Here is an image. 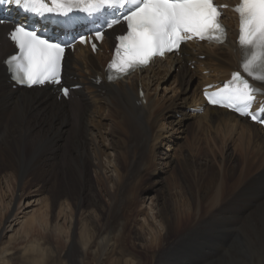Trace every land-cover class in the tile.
<instances>
[{
  "label": "bare ground",
  "instance_id": "1",
  "mask_svg": "<svg viewBox=\"0 0 264 264\" xmlns=\"http://www.w3.org/2000/svg\"><path fill=\"white\" fill-rule=\"evenodd\" d=\"M226 19L232 28L226 45L190 43L180 56L111 83L103 65L114 31L107 33L97 55L79 45L64 60L67 82L82 85L69 100L49 86L13 88L3 62L15 49L6 38L10 27L0 25V194L6 187L17 201L19 189L49 186L52 220L46 229L56 244L67 236L68 264H145L129 247L136 246L131 240L137 214L134 185L162 140L183 126L186 131L185 117L196 121L188 126L192 139L176 165L180 173L157 208L161 228L152 226L156 218L149 212L142 226L153 235L152 245L179 224L190 221L191 226L155 264H264V131L207 106L201 95L203 86L228 78L239 63L235 20L229 12ZM172 123L178 129L170 128ZM167 159L173 161L171 153ZM95 182L102 193L90 191ZM61 213L74 222L81 215L93 225L71 239L60 224ZM40 225H46L42 217ZM0 252L9 259L7 249Z\"/></svg>",
  "mask_w": 264,
  "mask_h": 264
},
{
  "label": "snow or ice",
  "instance_id": "2",
  "mask_svg": "<svg viewBox=\"0 0 264 264\" xmlns=\"http://www.w3.org/2000/svg\"><path fill=\"white\" fill-rule=\"evenodd\" d=\"M51 4L48 7L45 0H0V5H13L36 15L48 12L67 16L79 4L87 5L81 10L89 15L102 13L106 8L112 9L110 15L113 18L106 19L95 30L94 37L103 38L104 25L111 29L124 22L121 31L126 34L115 37L119 43L114 44L115 56L109 64L110 69H116L122 74L137 65L148 64L155 55H164L166 51L178 49L183 41L193 37L219 39V36L213 37L211 34L225 31L220 23L221 12L214 0H51ZM235 11L239 13V43L246 53L241 67L249 74L257 70L264 72V0H240ZM0 23L3 21L0 20ZM10 36L19 48L18 55L10 56L5 61L8 71L13 73V80L17 79V71H22L19 83L30 86L46 82L61 83L58 70L66 42L42 38L22 22L14 24ZM79 38L81 42H86L83 35ZM92 48L95 50V43ZM12 62H15L17 71L13 70ZM255 79L264 81V75ZM63 92L67 95L69 88H63ZM254 93L264 94L261 89L250 84L240 71H236L218 95L223 94L221 98L229 101L227 107L239 101L247 108L254 102ZM210 102L215 105L220 100L211 99ZM235 111L241 112V107L237 106ZM242 114L249 115L247 111ZM251 119L258 118L253 114ZM259 119L264 123V115Z\"/></svg>",
  "mask_w": 264,
  "mask_h": 264
},
{
  "label": "rangeland",
  "instance_id": "3",
  "mask_svg": "<svg viewBox=\"0 0 264 264\" xmlns=\"http://www.w3.org/2000/svg\"><path fill=\"white\" fill-rule=\"evenodd\" d=\"M193 67L194 65L191 66L192 70ZM176 90L179 91L180 89H173L174 92H176ZM172 93L171 91L169 94L172 95ZM180 117L179 114H176V118ZM195 121V119L185 117L183 124L186 126V131L184 132V126L178 129L176 124H170V128L175 126V129L179 131H175L166 139H163L165 132L162 134L160 137L163 139H161L162 144L159 143L160 146L156 150L153 160L148 165L147 171L143 172L141 175L142 179L134 185V187L138 186V190L135 193L137 195L135 205L137 214L131 222L133 235L131 240L136 243V246L133 247L130 243L129 247L136 253L138 252L137 254L143 258L145 264H155L159 261V257L168 254L173 245L180 240L191 226L190 221L184 222L181 225L179 224L178 227L168 237L160 241L158 245H152L153 238L151 237L153 235H150V232L142 225L145 221L143 217H147V212H149V216L156 218L152 226L161 228L159 224L160 217L157 216V208L161 205L166 190L171 188L173 178L175 179V176L180 173V169L177 170L176 165L183 154L190 148L192 132L188 129V126L193 127ZM51 135L52 133H49V137ZM170 153L173 157V161L168 163L169 159H167V155H170ZM91 175L95 181V173L92 172ZM61 186L62 189H64L65 184L62 182ZM95 186L96 187H92L90 191H92V193H102L96 182ZM77 188L80 187L77 186ZM49 189V186L39 188L37 185H33L25 190L19 189L17 192L20 198L17 201H13L12 190L6 187L2 189V196L4 197L0 200V230L4 228V235L0 237V250L1 248H5L10 255L8 257L9 259H3L5 256L1 255L0 252V264H68L67 253L69 249L67 246L69 243L66 244L67 236L61 237L60 244H56L58 242H56L54 235L46 229L48 228L50 230L52 220L51 217L48 216L50 215L47 203ZM2 196L0 194V197ZM105 197L104 195L103 198ZM151 207H153L154 210L151 211ZM59 212L60 209L58 208L55 212L57 217L59 216ZM40 217L44 219V224H46L44 225L45 227L40 225ZM77 218L76 222H74V219L66 218L65 215L62 213L60 214V224L65 228L63 230L68 232L71 239L74 235L79 239L80 236H83L81 235L83 234V229L85 227L91 228L93 225L90 220H84L81 215H78ZM72 224H75V226L72 227ZM9 225L12 226V229L6 231L5 228ZM189 251H193L192 254H196V251L193 249H189Z\"/></svg>",
  "mask_w": 264,
  "mask_h": 264
}]
</instances>
